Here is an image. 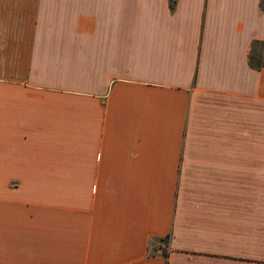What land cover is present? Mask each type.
I'll use <instances>...</instances> for the list:
<instances>
[{
  "label": "crops",
  "instance_id": "obj_1",
  "mask_svg": "<svg viewBox=\"0 0 264 264\" xmlns=\"http://www.w3.org/2000/svg\"><path fill=\"white\" fill-rule=\"evenodd\" d=\"M260 0H0V264H264Z\"/></svg>",
  "mask_w": 264,
  "mask_h": 264
},
{
  "label": "trees",
  "instance_id": "obj_2",
  "mask_svg": "<svg viewBox=\"0 0 264 264\" xmlns=\"http://www.w3.org/2000/svg\"><path fill=\"white\" fill-rule=\"evenodd\" d=\"M175 1L176 0H170L171 7L173 6ZM259 5L261 10L264 11V0H260ZM248 62L251 67L256 69L260 68L264 63L263 45L260 42L258 41L253 42L251 50L249 51L248 54Z\"/></svg>",
  "mask_w": 264,
  "mask_h": 264
},
{
  "label": "rangeland",
  "instance_id": "obj_3",
  "mask_svg": "<svg viewBox=\"0 0 264 264\" xmlns=\"http://www.w3.org/2000/svg\"><path fill=\"white\" fill-rule=\"evenodd\" d=\"M258 47V46H257Z\"/></svg>",
  "mask_w": 264,
  "mask_h": 264
}]
</instances>
